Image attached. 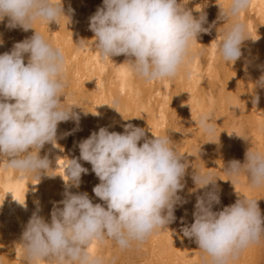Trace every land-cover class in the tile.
Returning a JSON list of instances; mask_svg holds the SVG:
<instances>
[{
	"label": "clouds",
	"instance_id": "clouds-1",
	"mask_svg": "<svg viewBox=\"0 0 264 264\" xmlns=\"http://www.w3.org/2000/svg\"><path fill=\"white\" fill-rule=\"evenodd\" d=\"M184 4L183 0H103L89 17L93 46L105 59L125 56L124 63L145 81L174 78L193 42L215 25L205 27L206 13L195 17ZM250 4L251 0H227L218 5V20L238 18ZM69 13L74 14V9L69 5L66 12L63 0H0V22L7 17L5 27L34 30L31 37L0 54V159L21 176L32 174L39 179L42 172L47 174L51 161L47 155L40 156L41 149L57 143L59 123L78 124L80 119L72 111L75 105L61 101L67 86L63 51L34 28L37 22L60 25L61 19L68 24ZM249 39L246 26L234 21L224 30L218 53L234 64L244 55L242 45ZM88 41L76 44L82 49ZM258 85L264 86V76ZM258 102L259 96H254L253 104ZM213 118L207 112L194 121L211 135ZM123 128L121 133L99 127L78 144L79 160L91 164L100 181L92 191L104 205L94 204L87 192L70 190L80 187L81 175L89 170L78 159L69 160L63 199L54 203L50 221L36 211L24 227L19 244L25 264H103L102 257L89 251L94 241L110 239L126 249L177 221V208L188 202L179 193L186 186L189 163L167 134L149 137L145 129L131 123ZM223 171L233 178L232 184L243 175L249 187L264 188V151L250 148L243 162L233 159ZM217 178L194 168L189 195L200 194L193 222L188 224L181 217L179 231L194 240L205 254V264H231L264 237V215L258 200L245 196L214 211V205L221 203Z\"/></svg>",
	"mask_w": 264,
	"mask_h": 264
},
{
	"label": "bare ground",
	"instance_id": "bare-ground-1",
	"mask_svg": "<svg viewBox=\"0 0 264 264\" xmlns=\"http://www.w3.org/2000/svg\"><path fill=\"white\" fill-rule=\"evenodd\" d=\"M184 1V6L189 9ZM212 1L214 15L218 19V5L225 4L227 0ZM85 2L87 1L63 0L66 12L69 5L74 9V14L69 13L71 19L68 24L61 19L60 25L51 23L48 27L37 22L34 26H38L47 34V40L63 51L64 75L80 83L84 95L86 91H90L87 95L90 102L86 105L90 115L87 120L88 136L102 126L108 127L109 131L113 128L117 113L112 108L114 98L110 92L112 85L116 83L126 96L124 110L137 111L135 115L138 116L140 127L146 130L149 137H152V134L166 135L165 130L170 124V116L173 114L170 110L174 101L185 107V114L190 115L188 121L198 120L202 113L212 112L214 117L212 123L215 127L213 134L204 133L194 121L187 129L188 138L182 141L193 140L195 146H203L206 155L197 170L210 172L218 177L221 203L214 205L213 210H222L223 207L233 204L240 196H245L258 200L259 208L264 215V188L249 187L247 177L243 175L232 184L230 180L233 178L223 171L224 166L233 159L243 162L245 152L250 148L264 151V86L258 85L260 78L264 76V0H251L247 10L241 12L238 18H232L227 22L220 20L224 22L225 28L234 21L246 26L250 39L242 45L244 55L240 60L233 64L222 59L218 53V42L222 34L215 33L212 27L209 33H201L197 42H193L185 65L174 78L156 81H145L135 75L119 56L111 59L100 56L99 51L93 46L94 42L91 41L94 35L89 30L91 10L90 5H86ZM201 12L203 11H198V14ZM6 23L7 21L0 22V26ZM207 23L205 27H209ZM12 32L8 35H13ZM9 37L7 43L0 38L2 41L0 54L12 49L14 40ZM81 39L90 40L82 49L76 44ZM123 59L126 57L123 56ZM111 74L114 75L109 86L107 78ZM171 83L174 92L170 89ZM73 87L75 88V84H71V88ZM254 96H259V102L255 105ZM133 115L123 116L122 124L131 120ZM66 133L59 124L57 143L45 144L39 153L41 157L47 155L51 161V170L43 177L44 195L39 188L43 172L39 179L32 174L21 176L15 170L6 167L5 160L0 159V264H25L23 248L19 243L27 221L36 211L50 221L54 203L63 199L65 180L68 179L65 175V166L69 160L74 158L79 160L80 156L79 152L75 154L67 151ZM201 136L202 141L199 143L198 138ZM181 143L176 149L186 158L190 155L185 153L188 152L189 142L184 143L185 145ZM79 163L83 166V161L79 160ZM192 172L191 166L188 167L185 176L186 186L179 193L188 202L177 208L175 212L177 221L169 225L168 229L151 235L156 242L158 260L150 264H161L159 260L163 262L162 264H205V254L198 249L194 240L183 237L179 231L181 217H184L188 224L193 222L196 195L200 194L189 195V191L194 188ZM87 179L88 173L82 174L80 187H72L70 190L73 193L81 192L87 184ZM189 181L193 185H190ZM105 244L104 240L94 241L89 245V251L102 257L103 264H107V259L110 258L105 251ZM40 264L46 262L41 261ZM231 264H264V237L258 244H252L242 251Z\"/></svg>",
	"mask_w": 264,
	"mask_h": 264
},
{
	"label": "rangeland",
	"instance_id": "rangeland-1",
	"mask_svg": "<svg viewBox=\"0 0 264 264\" xmlns=\"http://www.w3.org/2000/svg\"><path fill=\"white\" fill-rule=\"evenodd\" d=\"M86 1L87 2H85V4L90 5V10H91V13L89 14L90 16L92 14H94L97 7L101 6L103 3V0H86ZM184 2H186L187 7L189 8L188 10H191L192 14L195 17H199L198 11L199 12L203 11L204 13H206L207 18L209 17L207 19V22H208L207 25L208 26L212 25L213 22H215V25L213 26V28L212 27L211 28L214 30L215 33L220 34L219 32H221V34H223V32L226 28L223 25L224 22L218 20L217 17L214 15L213 7H212L213 6L212 0H185ZM6 21L7 20H5L3 23H5ZM1 26H3V27L1 28ZM1 26H0V29L2 31L0 30V33H1L0 38H1V40L5 41V43H7L9 36H11V37H9V39H13L14 40L13 43H15V42L22 41L26 38L31 37L34 33V30L30 29L29 31L26 32V33H28V35H26L25 32H23L22 30L17 28V29L11 30V31H13L12 32L13 35H8V33L10 34L11 31L8 30L4 24H1ZM34 28L37 31L41 32V34H43L45 36V38L47 39V34L43 33L38 26H34ZM5 33L8 36H6ZM119 58L121 60L125 61V59H123V55L119 56ZM25 63H27V55L25 56ZM113 75L114 74H111L107 78V82H108L109 86L111 85V81L113 80ZM65 79L67 82V86L64 89V97H61V101L65 106L75 105V106H73L72 111L75 113H79L80 119H79L78 124L72 120H69L68 122H61L59 124L62 125L63 128L65 129V131L67 132L66 133L67 134L66 135L67 149H68L67 151L72 152V153L75 152V154H76L77 152L80 153V151L78 149L79 148L78 147L79 142L81 140L89 137L88 136V134H89V131H88L89 126L88 125L89 124H88L87 120L89 119L90 115L88 114V108L86 105L90 102L88 97H87V95L89 94L90 91H86L85 95H84V92L82 91V86L80 83L76 82L75 79L73 80L72 77L69 78L68 75H65ZM71 84H73V85L75 84V88L74 87L71 88ZM77 86H78V88H77ZM170 89H171V91H173L172 83L170 84ZM82 92H83V94H82ZM81 94H82V96H81ZM110 94L114 98V102H113L114 107L120 112L119 113L118 111H116L117 119L115 122H113V128L111 129V131H116V132H121V133L124 131V128L122 127L123 126L122 122L124 120L123 116H125L126 114H134V115L131 117V120H128L127 122H125V124L131 123L135 126L140 127L141 125L138 122V116L135 115L137 113V111H135V110H131V111L124 110V105L126 103V96L123 94L122 90L120 89V87L118 86L117 83L112 85V89H111ZM172 105L173 106H172L170 111L173 114L170 116V124L167 127V130H165V134H167L169 136L170 140L174 143L176 148L180 147V145L182 144L181 142H183V144L184 143L186 144L189 142L188 143L189 145L187 144L189 147V148H187L188 152H185V153L186 154L188 153L190 155H188L185 159L189 163V165L191 166L192 171H194V168L198 169V166H199L201 160L205 159L204 156L206 155V153L203 150V146H201V145L195 146L194 145L195 143L193 142V140H191V141L188 140L187 142L182 141V139L186 140L188 138L187 129H188L189 125H191L194 121H193V119L188 121V118L190 115L188 116L187 113L185 114V107L183 105H181L177 101H174V103ZM119 116H121V117H119ZM68 133H70V134H68ZM171 136L174 138H172ZM176 138H177V140H176ZM178 141H180V142H178ZM201 141H202V136L200 138H198V142L201 143ZM140 143H143V141H141ZM74 147H76V148H74ZM72 153H69V154H72ZM81 161H83V160H81ZM83 166L89 170L88 171V178L89 179H87V184L82 189L81 192H87L89 195V198L93 201L94 204L100 203L103 206L104 202L101 201L98 197H96L92 191L93 187L95 185H97L100 181L95 176V174L91 171V164L83 161ZM45 176H46V174H44L41 177V179L39 180L40 181L39 188L42 190L41 191L42 195H44V191H45V186H44L45 179L43 178ZM189 184L193 185L192 182H190V181H189ZM105 242H106V244H105L106 250L105 251L110 256V258L107 259V264H150V262L158 260V252L156 251L157 250L156 242L152 238V236H149L143 242H133L131 244V246L126 248V249L119 248L115 244V242L110 240V239H105ZM159 262H161V264L163 263L161 260H159Z\"/></svg>",
	"mask_w": 264,
	"mask_h": 264
}]
</instances>
